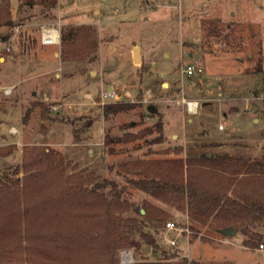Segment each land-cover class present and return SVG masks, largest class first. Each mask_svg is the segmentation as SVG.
Returning a JSON list of instances; mask_svg holds the SVG:
<instances>
[{
	"label": "rangeland",
	"instance_id": "rangeland-1",
	"mask_svg": "<svg viewBox=\"0 0 264 264\" xmlns=\"http://www.w3.org/2000/svg\"><path fill=\"white\" fill-rule=\"evenodd\" d=\"M8 10L12 23L0 25V62L6 59L0 85L17 82L19 67L10 66L17 53L24 56L21 61L26 63L20 66L26 72L25 57L44 52L45 67L57 69L47 83L33 89L56 91L41 92V101L30 95L29 85L21 95L0 88V117L9 111L18 129L7 133L8 125L0 126V176L7 173L20 183L31 177L34 171H23L22 158L45 147L62 156L65 175L92 173L99 181H115L133 204L116 228L136 245L116 251L120 264H172L183 258L205 264H264V248H259L264 220L246 222V233L240 228L233 236L222 234L209 223L193 220L185 207L134 188L127 179L140 176L137 168L119 173L121 162L136 159L156 161L158 173L179 176L176 160L204 153L264 156V0H57L49 7L38 0L33 5L9 0ZM69 24L94 29L97 49L90 60L61 64L60 40L40 44L42 26L55 27L60 36V28ZM134 43L141 47L138 63L133 61ZM187 64L201 71L184 76L181 70ZM110 85L119 100L136 104L105 117L103 105L115 102L101 95ZM125 89L134 97L123 95ZM186 99L198 102L196 112L186 109ZM11 146L13 152L2 156ZM197 169L195 180L218 177L222 191L233 194L231 187L226 191V176H208ZM182 176L186 181L185 164ZM145 201L155 209L141 216L137 209L141 211ZM10 212L20 219L11 217L0 234V264H96L85 254L53 250L42 239L28 236L22 208ZM167 221L178 228L167 231ZM143 233L159 240V246L148 244ZM165 236L175 238L176 245L164 243ZM243 238L255 242L254 247L243 245Z\"/></svg>",
	"mask_w": 264,
	"mask_h": 264
},
{
	"label": "trees",
	"instance_id": "trees-1",
	"mask_svg": "<svg viewBox=\"0 0 264 264\" xmlns=\"http://www.w3.org/2000/svg\"><path fill=\"white\" fill-rule=\"evenodd\" d=\"M26 1L31 5L34 3V0ZM38 1L49 7L55 5L57 0ZM8 5L9 0L0 1V25L12 23ZM60 29L61 61H84L94 57L97 45L93 28L87 24H69ZM135 104L123 100L105 103L102 112L108 117ZM106 140L107 136L104 142ZM12 152L13 146L3 150L1 155ZM108 152H113V149L109 148ZM62 162L63 158L57 152L37 147L31 155H25L21 163L24 172L33 170L34 175L21 183L7 173L0 176V234L12 221L11 217L20 219V216L12 215L10 210L22 208L28 236L42 239L53 250L85 254L96 264H120L115 257L116 251L136 245L130 235L117 231L116 224L133 204L122 195V189L115 181L107 178L99 181L92 173L83 175L74 172L65 175ZM154 162L143 159L124 161L119 166V173L121 170L128 172L137 168L140 176L127 179L134 188L155 199L185 207L188 216L201 224L209 223L220 230L233 226L237 231L242 228L246 233V222L264 220V156L251 159L233 157L227 153L210 156L204 153L188 157L185 162L176 160V174L179 176L158 173L159 166H153ZM184 164L186 181L182 176ZM151 167L156 168L154 173H151ZM197 168L207 172L208 176H226V191L231 187L230 192L233 194L222 191L223 181L218 177L213 181H205L208 184L203 180H195L193 174L198 171ZM14 172L17 175L19 168H15ZM141 207L144 212L137 209L141 216L151 215L155 209L148 201L143 202ZM143 237L148 244L156 248L159 246L150 234L143 233ZM242 242L245 246L255 245L250 238H243ZM172 264L205 263L183 258Z\"/></svg>",
	"mask_w": 264,
	"mask_h": 264
},
{
	"label": "crops",
	"instance_id": "crops-1",
	"mask_svg": "<svg viewBox=\"0 0 264 264\" xmlns=\"http://www.w3.org/2000/svg\"><path fill=\"white\" fill-rule=\"evenodd\" d=\"M40 35H41V33H40ZM40 44L41 45H45V44H42L41 41H40ZM134 44H136V43H134ZM136 45H138V44H136ZM56 54H57V51H54L53 55L55 57H56ZM164 55L167 56L166 53ZM188 55L192 56V52L189 51ZM16 57H17V61L15 59L10 60L11 61V63H10L11 65L10 66L15 67V68L19 67V69L17 70V72H18V80L14 84L6 85V87H11L12 88L11 90H16V91L19 90L18 95L19 94L21 95V94H23V90L22 89H24L25 86L29 85L30 95L32 97H34V99H37V100L43 99L42 95H40L41 92L43 94H47L49 91L50 92H52V91L54 92V90H55L54 88H52V90H47L46 89V90H43V91L37 90V89H33V86H35L36 84L44 83V82L47 83L46 79L48 78V76L51 74V72H53L54 70L57 69V67H54V68H51V69H47V67H45V64H46L45 62H46V59L48 58V55H46L44 52L36 53V55H34L33 58H31V57H29L27 55V58L25 57V59H27V64H28V70L26 69L27 70L26 72L24 71L25 69H23V71H22V67L20 66L21 63H23V64L26 63L24 61H21V59H24V56H21V55H19V53H17ZM140 59H141V47L139 46V62H140ZM5 62H6V59L3 56L2 57V61L0 62V67ZM60 63L62 64L61 59H60ZM23 73H26V75H24ZM54 75L58 76V73L55 72ZM28 81H29V84H28ZM17 86H18V88H17ZM1 87H2V85H0V88ZM109 88H112L114 90L116 89V87L112 86V85H110ZM59 89L62 90L60 86H59ZM146 90H148V94L149 95H152L149 88H146ZM125 91H127V93L131 95V98L134 97V94H132L128 89H125ZM143 94H144V92H143ZM90 95H92L91 92H90ZM1 114H2V116L0 117V126H2L3 124L6 123L8 125L7 128H6V132L7 133H13V130L17 131L18 129L16 127L17 125L14 124L15 121L13 120V118H14L13 114H10L9 111L8 112L2 111ZM223 128H220V130L223 129ZM76 144H78V143H76ZM225 153H227V152H225Z\"/></svg>",
	"mask_w": 264,
	"mask_h": 264
},
{
	"label": "built area",
	"instance_id": "built-area-1",
	"mask_svg": "<svg viewBox=\"0 0 264 264\" xmlns=\"http://www.w3.org/2000/svg\"><path fill=\"white\" fill-rule=\"evenodd\" d=\"M52 30H55L56 33H57V36L54 38L53 37V34H52ZM40 41L42 44H45V45H51V44H54V43H57L59 41V30L56 29L55 27H41V35H40ZM7 48V47H6ZM9 49V48H7ZM200 72L201 70L199 68H196L194 65L192 64H187L185 66V68H183L181 70V74L182 75H186V76H191L194 72ZM2 90L5 92V93H9L11 91V87H2ZM123 95L131 98V95L127 93V91H123L122 92ZM103 96V98H106L107 100H110V101H117L119 100L120 98V95L119 93L112 89V88H109L105 91L102 92L101 94ZM185 101V104H186V109L189 111V112H196V108L198 106V102L196 100H192V99H186L184 100ZM192 107L195 111H192ZM220 128H223V125L220 124L219 126V129ZM165 227H166V230L167 231H173L175 229H177L178 227H176V224L174 223V221H167L165 223ZM163 242L168 244L169 246L171 247H174V245H176V239L175 238H170L169 236H165L163 238ZM259 248H264V243H259ZM125 252V251H124ZM127 255V254H126ZM127 260H129V258H126Z\"/></svg>",
	"mask_w": 264,
	"mask_h": 264
},
{
	"label": "water",
	"instance_id": "water-1",
	"mask_svg": "<svg viewBox=\"0 0 264 264\" xmlns=\"http://www.w3.org/2000/svg\"><path fill=\"white\" fill-rule=\"evenodd\" d=\"M133 61L139 62V46L136 44H134V47H133ZM148 110L153 112V108L151 106L148 107ZM141 211L144 212L143 209H141ZM220 231L222 234H226V235H230V236H233L236 233L235 228L232 226L224 227ZM157 243L159 244L160 241L158 240ZM142 250H144V249H142ZM144 252H145V250H144Z\"/></svg>",
	"mask_w": 264,
	"mask_h": 264
},
{
	"label": "bare ground",
	"instance_id": "bare-ground-1",
	"mask_svg": "<svg viewBox=\"0 0 264 264\" xmlns=\"http://www.w3.org/2000/svg\"><path fill=\"white\" fill-rule=\"evenodd\" d=\"M52 34H53V37H54V38L57 36V33H56L55 30H52ZM192 111H195V110L193 109V107H192Z\"/></svg>",
	"mask_w": 264,
	"mask_h": 264
}]
</instances>
